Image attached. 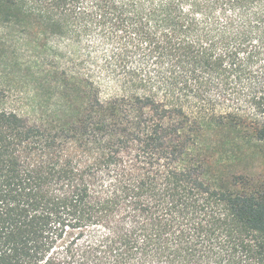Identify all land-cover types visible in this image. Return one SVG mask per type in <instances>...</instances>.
<instances>
[{"label":"trees","instance_id":"16d2710c","mask_svg":"<svg viewBox=\"0 0 264 264\" xmlns=\"http://www.w3.org/2000/svg\"><path fill=\"white\" fill-rule=\"evenodd\" d=\"M0 264H264V0H0Z\"/></svg>","mask_w":264,"mask_h":264}]
</instances>
